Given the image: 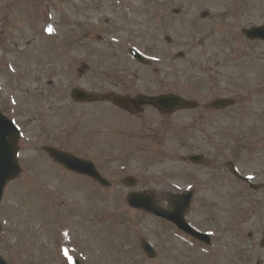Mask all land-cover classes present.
<instances>
[{"label": "rangeland", "instance_id": "rangeland-1", "mask_svg": "<svg viewBox=\"0 0 264 264\" xmlns=\"http://www.w3.org/2000/svg\"><path fill=\"white\" fill-rule=\"evenodd\" d=\"M262 25L264 0H0V111L20 129L22 168L0 204V256L9 264H264V42L243 33ZM131 48L152 66L136 63ZM74 88L134 99L170 93L200 107L168 116L138 104L131 113L76 102ZM217 98L236 105L209 109ZM48 148L92 161L111 187L65 170ZM193 154L205 163L185 161ZM130 176L135 188L122 183ZM189 189L187 220L213 234L211 248L126 202L152 191L168 207Z\"/></svg>", "mask_w": 264, "mask_h": 264}, {"label": "water", "instance_id": "water-1", "mask_svg": "<svg viewBox=\"0 0 264 264\" xmlns=\"http://www.w3.org/2000/svg\"><path fill=\"white\" fill-rule=\"evenodd\" d=\"M248 38L254 40V39H262L264 40V27L261 28H253L251 30L245 31ZM138 58V56H137ZM143 61V60H142ZM78 99L82 100H95L99 98L112 100L116 102L117 104L124 105L127 101L124 98L117 97V96H98V95H90L86 94L84 92H78L75 91L74 94ZM153 103L157 108L160 110L172 113L175 110L178 109H187V108H195L197 105L193 102H186L185 100H182L179 97L176 96H164L160 98H156ZM234 104L233 101L230 100H216L213 103H211V108L220 109L225 108L228 106H232ZM18 137V133L14 127V125L7 120L5 117L0 115V202L2 200L3 195V189L6 185V183L16 178L19 173L20 169L16 160L17 156V149H16V139ZM53 157L61 162L67 165L68 168L79 171L81 173L88 174L97 180H99L103 185H108L107 182H105L95 171L93 165L83 163L81 161L76 160L75 158L54 151L52 152ZM127 184L134 185V180L127 181ZM154 198L150 197L145 194H134L130 197V203L133 206L136 207H145V209L152 211L156 214H160L164 216V213L156 207V204L153 202ZM185 212V211H184ZM182 209H177L176 213H179L180 218L182 219V213H184ZM1 230V228H0ZM144 248L147 251V253L151 256H153V252L150 249V246L148 244H144ZM0 264H7L3 259L0 258Z\"/></svg>", "mask_w": 264, "mask_h": 264}, {"label": "snow or ice", "instance_id": "snow-or-ice-1", "mask_svg": "<svg viewBox=\"0 0 264 264\" xmlns=\"http://www.w3.org/2000/svg\"><path fill=\"white\" fill-rule=\"evenodd\" d=\"M69 259H71V257H69Z\"/></svg>", "mask_w": 264, "mask_h": 264}]
</instances>
